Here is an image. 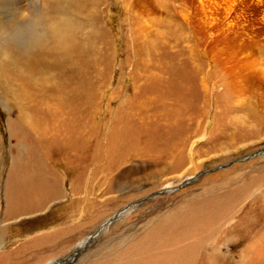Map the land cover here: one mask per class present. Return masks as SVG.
<instances>
[{
    "label": "rangeland",
    "instance_id": "obj_1",
    "mask_svg": "<svg viewBox=\"0 0 264 264\" xmlns=\"http://www.w3.org/2000/svg\"><path fill=\"white\" fill-rule=\"evenodd\" d=\"M75 6L76 66L0 48V264H264V0Z\"/></svg>",
    "mask_w": 264,
    "mask_h": 264
},
{
    "label": "clouds",
    "instance_id": "obj_2",
    "mask_svg": "<svg viewBox=\"0 0 264 264\" xmlns=\"http://www.w3.org/2000/svg\"><path fill=\"white\" fill-rule=\"evenodd\" d=\"M77 0H24L0 22V48L26 57H73L87 50L97 35L91 22L77 11Z\"/></svg>",
    "mask_w": 264,
    "mask_h": 264
},
{
    "label": "bare ground",
    "instance_id": "obj_3",
    "mask_svg": "<svg viewBox=\"0 0 264 264\" xmlns=\"http://www.w3.org/2000/svg\"><path fill=\"white\" fill-rule=\"evenodd\" d=\"M24 4V0H0V22L2 21H6L9 16L11 15V13L13 12V10H15L16 8H19L21 7L22 5ZM80 52L79 49L77 50L76 54L74 55V58H65V59H61V60H58L59 62L61 61H65V62H68V63H72L74 66H76L78 64V62L80 61ZM78 73V70L76 71ZM36 167L40 166V165H35ZM38 171H42L41 173H39L38 177L36 178V181L39 182L41 181V184H45L44 182V179L46 178V172L43 171V170H38ZM22 180L20 178V176L17 178L16 177V180H15V183L16 185L20 188V186L22 185ZM35 181V182H36ZM32 183V182H31ZM20 185V186H19ZM36 186H38V183L36 184ZM42 187V186H41ZM41 187H38L37 188V191L42 189L44 190V188H41ZM106 221H104L98 228H97V231L103 229V228H106L105 227V224ZM109 223V222H108ZM103 231V230H102ZM90 242V240H85L84 241V244H88ZM84 244L82 245H79L77 247V249H75L74 253L73 254H76L77 251H80L81 248L84 247ZM193 249V248H192ZM190 250V249H188ZM193 250H190L185 256H183L179 262H176V259L173 257V256H170L169 259L166 260V262L164 264H192L193 263V256H194V253L192 252ZM140 252H143V249H140ZM72 254V255H73ZM71 255V254H70ZM74 256V255H73ZM72 256V257H73ZM76 256V255H75ZM71 257V258H72ZM167 257V256H166ZM255 257V256H254ZM253 257V258H254ZM252 258V259H253ZM68 259V258H67ZM261 260V259H260ZM260 260L258 263H260ZM254 261V259H253ZM65 261H63L62 264H64ZM138 264H141V263H138ZM145 264H149L147 262H145ZM200 264H204L202 263V261H200ZM253 264V263H252Z\"/></svg>",
    "mask_w": 264,
    "mask_h": 264
},
{
    "label": "water",
    "instance_id": "obj_4",
    "mask_svg": "<svg viewBox=\"0 0 264 264\" xmlns=\"http://www.w3.org/2000/svg\"><path fill=\"white\" fill-rule=\"evenodd\" d=\"M262 151H264V148H261L260 151H258V152H254V153H252V154H249V155L245 156L243 159H236V160H246V159H248V158H251V157H253V156L259 154V153L262 152ZM219 167H220V166H219ZM221 167H224V165L221 166ZM215 169H218V167H216ZM215 169H213V170H215ZM209 171H211V170H207V171H205V172H209ZM180 186H181V185H177V186H175L173 189L178 188V187H180ZM169 190H171V189L162 190L160 193H164V192L169 191ZM108 221L110 222V221H112V219H110V220H108ZM98 232H100V231H96V232H95L94 234H92L91 236H95L96 234H98Z\"/></svg>",
    "mask_w": 264,
    "mask_h": 264
}]
</instances>
